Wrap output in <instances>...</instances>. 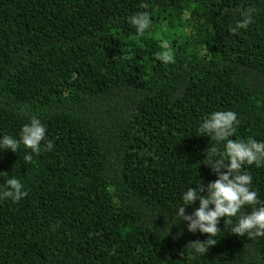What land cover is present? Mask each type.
I'll use <instances>...</instances> for the list:
<instances>
[{
    "label": "trees",
    "instance_id": "obj_1",
    "mask_svg": "<svg viewBox=\"0 0 264 264\" xmlns=\"http://www.w3.org/2000/svg\"><path fill=\"white\" fill-rule=\"evenodd\" d=\"M165 44L174 64L155 58ZM229 109L232 139L264 141V0H0V135L35 116L54 145L0 150V187L26 192L0 199V264H264V237L231 233L235 217L200 256L186 245L207 234L173 216L216 179L198 125ZM243 167L264 201V162Z\"/></svg>",
    "mask_w": 264,
    "mask_h": 264
},
{
    "label": "clouds",
    "instance_id": "obj_2",
    "mask_svg": "<svg viewBox=\"0 0 264 264\" xmlns=\"http://www.w3.org/2000/svg\"><path fill=\"white\" fill-rule=\"evenodd\" d=\"M250 11L241 12V18L231 29L233 34L246 29L252 22ZM127 21L138 36H143L151 25L149 14L144 12L130 15ZM155 58L162 64L175 63L174 54L167 44L155 54ZM239 124L238 114L229 109L212 111L198 125L202 135L211 133L216 142L204 150V158L208 160L205 165L216 174V179L206 186L200 181H195V188L188 186L182 192L181 203L173 214L179 222H186L188 232L207 234L202 242L192 241L186 245V252L193 255L201 256L209 246L217 243L215 236L220 230L217 224L222 217L224 224L225 218H236L231 233L237 236L264 237V201L260 200L258 192L252 187V175L243 167L246 164L260 166L264 162V141L253 138L247 141L232 139L233 131ZM221 142H224L222 149L219 147ZM21 146L26 150L25 160H31L33 155L42 151L53 150L54 145L47 140L46 126L40 118H30L22 125L16 137L0 135V150L17 153ZM25 195L23 184L15 176H10L4 186L0 187V199L16 202ZM194 201H198V207L191 214H185V206L192 205ZM245 206H251L247 213L242 212Z\"/></svg>",
    "mask_w": 264,
    "mask_h": 264
}]
</instances>
